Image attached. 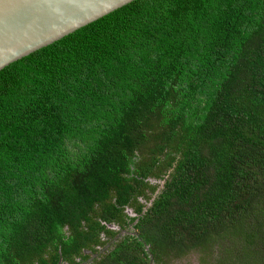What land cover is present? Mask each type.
<instances>
[{"label":"trees","instance_id":"1","mask_svg":"<svg viewBox=\"0 0 264 264\" xmlns=\"http://www.w3.org/2000/svg\"><path fill=\"white\" fill-rule=\"evenodd\" d=\"M216 243L264 264V0H133L0 75V264Z\"/></svg>","mask_w":264,"mask_h":264},{"label":"water","instance_id":"2","mask_svg":"<svg viewBox=\"0 0 264 264\" xmlns=\"http://www.w3.org/2000/svg\"><path fill=\"white\" fill-rule=\"evenodd\" d=\"M133 0H0V75Z\"/></svg>","mask_w":264,"mask_h":264},{"label":"rangeland","instance_id":"3","mask_svg":"<svg viewBox=\"0 0 264 264\" xmlns=\"http://www.w3.org/2000/svg\"><path fill=\"white\" fill-rule=\"evenodd\" d=\"M153 178L154 179H149L150 183H147V187H146V189L144 188L143 193L136 197L138 202H140L142 204H146V206L150 205L151 199H153V197L158 193V190L163 186V180H161L160 178L159 179L155 178V177H153ZM149 184L150 185L156 184L154 186L158 185L159 188H157L156 190L151 192V191H149V188L152 186H150ZM124 213L128 216H131V217H135L137 215L132 207H126L124 209ZM126 221L127 222L124 225H122L121 223L108 224V226L113 227L115 229L122 228V231H116L118 233L112 238L108 237V243L106 245H103L104 248H106L110 242H113L115 239H117L123 233V231H126V232L132 231L133 232L134 221H131V220H126ZM102 239L106 240L107 239L106 235L103 236ZM222 249L223 248L220 245H218V243H216V244H212L210 249H208V251H209L208 254H205L202 251V249L192 251L189 253L187 252L181 256L165 254L163 256V260L160 259L156 263L153 262L152 256L148 252V247H146V252H148L149 263H151V264H218V262L220 261L221 255H223L225 253V251ZM45 257H46L45 259L47 261L49 259L48 255H45ZM96 258H97L96 256L92 257V259L90 260L91 261L90 264H95L97 262ZM83 261H85V260H83Z\"/></svg>","mask_w":264,"mask_h":264},{"label":"flooded vegetation","instance_id":"4","mask_svg":"<svg viewBox=\"0 0 264 264\" xmlns=\"http://www.w3.org/2000/svg\"><path fill=\"white\" fill-rule=\"evenodd\" d=\"M97 249H100V247H104V246H102V245H96L95 246ZM103 252H105V251H101L100 252V255H102L103 254ZM84 255H86V256H88L89 254H91V255H89L88 256V258H87V260H85V261H80V264H90V260L92 259V257H94V256H96V257H98V253L96 254V252H90V251H85L84 253H83ZM63 259L62 258H59V261H60V264H70V262L68 263V262H65V261H62ZM153 263V262H152ZM151 264V263H150Z\"/></svg>","mask_w":264,"mask_h":264}]
</instances>
